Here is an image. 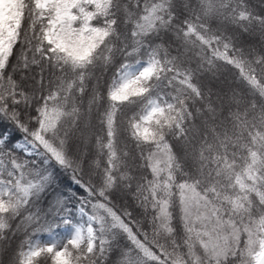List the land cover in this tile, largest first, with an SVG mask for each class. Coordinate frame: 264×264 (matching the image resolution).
Instances as JSON below:
<instances>
[{
  "label": "snow or ice",
  "instance_id": "snow-or-ice-1",
  "mask_svg": "<svg viewBox=\"0 0 264 264\" xmlns=\"http://www.w3.org/2000/svg\"><path fill=\"white\" fill-rule=\"evenodd\" d=\"M0 264H264V11L0 0Z\"/></svg>",
  "mask_w": 264,
  "mask_h": 264
},
{
  "label": "trees",
  "instance_id": "trees-1",
  "mask_svg": "<svg viewBox=\"0 0 264 264\" xmlns=\"http://www.w3.org/2000/svg\"><path fill=\"white\" fill-rule=\"evenodd\" d=\"M251 2L255 6L257 12L264 11V6H262L261 0H251ZM233 73H235L234 69L226 70V74H228L230 77H231V75ZM58 190H62V191L71 190V191H74V192H79L80 191V189H78L75 185L71 184V180L66 174H62L61 175L60 182H59V185H58ZM117 203H120V202L117 201ZM58 231H60V230H58ZM46 236H47V233H43L41 235V239L44 240ZM17 242L18 241H13L12 247H15ZM4 259H7V257H4Z\"/></svg>",
  "mask_w": 264,
  "mask_h": 264
},
{
  "label": "rangeland",
  "instance_id": "rangeland-1",
  "mask_svg": "<svg viewBox=\"0 0 264 264\" xmlns=\"http://www.w3.org/2000/svg\"><path fill=\"white\" fill-rule=\"evenodd\" d=\"M48 239V235L45 237V239L44 240H47Z\"/></svg>",
  "mask_w": 264,
  "mask_h": 264
}]
</instances>
